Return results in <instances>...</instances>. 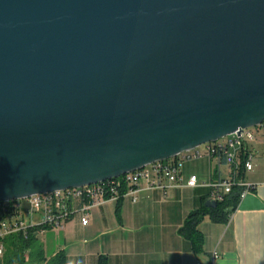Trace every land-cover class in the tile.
Wrapping results in <instances>:
<instances>
[{"label":"water","instance_id":"1","mask_svg":"<svg viewBox=\"0 0 264 264\" xmlns=\"http://www.w3.org/2000/svg\"><path fill=\"white\" fill-rule=\"evenodd\" d=\"M263 124L264 0H0V203Z\"/></svg>","mask_w":264,"mask_h":264},{"label":"crops","instance_id":"2","mask_svg":"<svg viewBox=\"0 0 264 264\" xmlns=\"http://www.w3.org/2000/svg\"><path fill=\"white\" fill-rule=\"evenodd\" d=\"M252 157L253 169L239 171L224 157H204L183 163V187L149 190L142 183L137 202L131 197L106 201L91 208L89 223L76 214L60 230L43 235L45 249L54 254L64 250L67 264H264V130L246 142L237 158L242 164ZM191 176L199 186L186 187ZM254 186L226 223L208 217L199 226L204 237L203 251L196 254L191 243L180 234L187 217L211 199V184L233 180ZM167 185V183H165ZM46 236V238H45ZM41 237V236H40ZM6 254V253H5ZM5 254L0 264H5Z\"/></svg>","mask_w":264,"mask_h":264},{"label":"built area","instance_id":"3","mask_svg":"<svg viewBox=\"0 0 264 264\" xmlns=\"http://www.w3.org/2000/svg\"><path fill=\"white\" fill-rule=\"evenodd\" d=\"M263 129L259 126L256 129ZM252 129L243 130L241 135L234 134L216 143L207 144L197 149L184 152L177 158L165 162L156 163L142 170L126 174L120 178L95 185L80 188L55 191L52 193L33 195L31 197L12 202L0 203V256L5 254L4 240L8 237L22 234L24 239L29 238V232L38 230L39 236L45 235L49 230L63 229L65 224L76 214L83 216L82 223H89L88 212L91 208L104 204L106 201H119L125 197H131L132 202H137V194L141 191L142 183L147 184L149 190L167 187H183L181 168L183 163L208 157H224L226 161L239 171L241 164L237 162L239 154L245 148L246 142L255 140ZM244 168L246 171L253 169L252 157L247 156ZM167 183V185H165ZM186 187L199 186L197 176H191ZM124 187L127 192L122 194ZM212 189L211 199L222 202L226 196L237 187L241 189L240 200L254 190V186L245 182L237 183L235 179L219 181L210 185ZM29 209H24V204ZM27 212L28 220H24L23 213ZM219 255L215 251L211 264H215ZM28 260V257H26ZM196 264H203L197 262Z\"/></svg>","mask_w":264,"mask_h":264},{"label":"trees","instance_id":"4","mask_svg":"<svg viewBox=\"0 0 264 264\" xmlns=\"http://www.w3.org/2000/svg\"><path fill=\"white\" fill-rule=\"evenodd\" d=\"M264 127V124H263ZM245 164L243 160L239 176L242 175ZM127 192L124 187L122 194ZM241 189L235 187L232 193L225 197L222 202H217V208H207L205 203L202 208L193 211L187 217L183 227L180 229V234L187 239L193 248L194 253L200 254L203 251L204 237L199 230V226L207 217L215 223L228 222L229 216L235 211L240 203ZM122 199L118 201L119 204ZM38 230L29 232V238L24 239L22 234L6 238L3 242L5 245V264H67V256L64 250H60L51 254L45 255L43 246L39 243L40 236ZM28 257V260L26 259ZM100 264H106L105 260H101Z\"/></svg>","mask_w":264,"mask_h":264},{"label":"rangeland","instance_id":"5","mask_svg":"<svg viewBox=\"0 0 264 264\" xmlns=\"http://www.w3.org/2000/svg\"><path fill=\"white\" fill-rule=\"evenodd\" d=\"M252 131L254 132V134H256V132L258 131V128L257 129L254 128V129H252ZM22 213H23L24 220H28V217H29L28 213L27 212H24V211ZM43 238L44 237H42V236L40 237L39 243L43 246V248L45 250V255L46 256H50L52 253H50V251L48 250V248L45 249V245H44V242H43ZM45 238H46V236H45Z\"/></svg>","mask_w":264,"mask_h":264}]
</instances>
